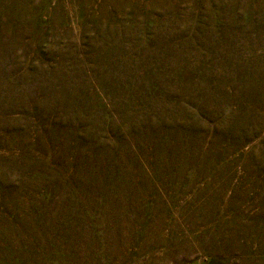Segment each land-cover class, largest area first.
<instances>
[{
	"label": "rangeland",
	"instance_id": "1",
	"mask_svg": "<svg viewBox=\"0 0 264 264\" xmlns=\"http://www.w3.org/2000/svg\"><path fill=\"white\" fill-rule=\"evenodd\" d=\"M0 264H264V0H0Z\"/></svg>",
	"mask_w": 264,
	"mask_h": 264
}]
</instances>
